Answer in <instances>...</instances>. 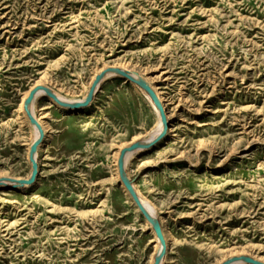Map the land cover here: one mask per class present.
Returning <instances> with one entry per match:
<instances>
[{
    "label": "rangeland",
    "instance_id": "1",
    "mask_svg": "<svg viewBox=\"0 0 264 264\" xmlns=\"http://www.w3.org/2000/svg\"><path fill=\"white\" fill-rule=\"evenodd\" d=\"M111 67L145 78L166 111L162 140L125 165L161 223V264L264 262V0H0V264H153L160 253L117 159L156 137L158 114L121 75L78 109L38 96L37 176L8 179L33 171L22 95L37 84L84 100Z\"/></svg>",
    "mask_w": 264,
    "mask_h": 264
},
{
    "label": "water",
    "instance_id": "2",
    "mask_svg": "<svg viewBox=\"0 0 264 264\" xmlns=\"http://www.w3.org/2000/svg\"><path fill=\"white\" fill-rule=\"evenodd\" d=\"M116 71L117 73H119L121 76L125 77L126 79H128L130 82L138 84L140 87H142L143 89H145L149 96L152 98V100L154 101L155 105L158 107L159 111H160V115L162 117V121L165 125L164 130L152 141H150L149 143L146 142H134L132 143L130 146H127L125 148H123L121 150V154L118 160V167H119V171H120V177L122 179V182L124 183V185L126 186V188L128 189V191L130 192V194L132 195L136 205L138 206V208L140 209V211L144 214V216L151 222L153 229L158 237V239L160 240V243L162 245V250L160 251V253L158 254V256L156 257L155 261L153 264H161L162 259L167 251V243H166V239L164 237V233L162 230V226L160 221L155 218L154 216H151L148 211L146 210L145 206L143 205L140 197L138 196L136 190L134 189V186L132 184V182L130 181V179L127 177L125 170H124V157L126 155V153L128 151H132L136 148L139 147H143V148H147L150 145L156 143L157 141H159L162 137L165 136L167 130H168V119H167V115H166V111L164 109V106L162 104V102L160 101L158 95L156 94L155 90L152 88V86L150 84H148L145 80L143 79H138L136 78L133 74H131L129 71H126L124 69L121 68H116V67H111V68H107L105 70H103L99 75L96 76V79L89 91V94L87 96V98L84 101H79L73 104H67L63 101H61L60 99L57 98V96L46 86L43 85H39L37 87H35L34 89H32V91L30 92V95L28 96L27 100H26V105H25V111L28 115V117L30 118L31 123L35 124L36 126H38L39 130H40V134L41 137L39 138L38 141H36L32 147H31V163L33 166V171L32 174L30 176L29 179H22V180H16L13 178H8L9 180L18 183L19 185H23L25 183L27 184H31L35 181V178L37 176L38 173V164L36 161V158L34 157V153L37 150L38 145L40 144L43 136H44V131L40 125V123L37 121V119L32 115V112L30 110V104L32 103L34 96L36 94V92L39 89H44L46 91V93H48V95H50L51 97H53L58 103H60L62 106L64 107H71V108H81L84 106H87L93 99L94 96V90L96 85L104 78V76L106 75V73L108 71ZM4 181L3 178H0V184ZM238 259H244V261H246L247 263H252V264H264L263 261L254 259L252 257L249 256H235L232 257L228 260H226L224 263L222 264H230L231 262L238 260Z\"/></svg>",
    "mask_w": 264,
    "mask_h": 264
},
{
    "label": "bare ground",
    "instance_id": "3",
    "mask_svg": "<svg viewBox=\"0 0 264 264\" xmlns=\"http://www.w3.org/2000/svg\"><path fill=\"white\" fill-rule=\"evenodd\" d=\"M101 73V72H100ZM112 74V75H120L119 73H117L116 71H108L107 73H106V75H108V74ZM99 75V74H98ZM105 75V76H106ZM134 75V74H133ZM97 76V75H96ZM96 76H95V78L93 79V83H94V81H95V79H96ZM105 76H104V78H105ZM136 78H138V79H143V80H145L146 82H147V80L145 79V78H143L142 76H138V75H134ZM103 78V79H104ZM102 79V80H103ZM101 80V81H102ZM101 81L96 85V87H95V90H94V93L97 91V89H98V87H99V84L101 83ZM148 83V82H147ZM148 84H150V83H148ZM93 85V84H92ZM44 86V85H43ZM34 87H37V84L34 86ZM47 87V86H46ZM92 87V86H91ZM91 87H90V89H91ZM49 88V87H48ZM152 88L155 90L156 88L154 87V86H152ZM50 89V88H49ZM51 90V89H50ZM52 91V90H51ZM90 91V90H89ZM156 91V90H155ZM30 92L31 91H28V92H25L23 95H22V99H21V102H20V104H19V108L20 109H25V105H26V100H27V98H28V96L30 95ZM46 91L44 90V89H39L37 92H36V94H35V96H34V99H33V101H32V103L30 104V110H31V112H32V115L37 119V121L40 123V125H41V127H42V129H43V131H44V135H45V128H44V126L42 125V123L40 122V120L38 119V117L36 116V114H35V112H34V109H33V103H34V100L38 97V96H40V95H42V94H44ZM56 96H57V98L58 99H60L61 101H63V102H65V103H67V104H73V103H76V102H79V101H84L86 98H87V96H88V94H89V92H88V94L87 95H85V97H84V100L83 99H81V100H72V99H70V98H67V97H65L64 95H62V94H60L59 92H56V91H52ZM48 94V93H47ZM147 94V93H146ZM156 94L158 95V97H159V99H160V101H161V96H160V94H159V92L158 91H156ZM147 96L151 99V102H152V104L154 105V109H155V111H156V113L158 114V128H157V131H158V133H157V135H156V137L164 130V128H165V125H164V123H163V121H162V117H161V115H160V111H159V109H158V107L155 105V103H154V101L152 100V98L149 96V94H147ZM50 98L57 104V105H59V106H62L60 103H58L53 97H51L50 96ZM63 107V106H62ZM68 108H71V107H68ZM75 109V108H74ZM72 110V109H71ZM77 111V110H76ZM28 117V116H27ZM29 118V117H28ZM30 119V118H29ZM34 127H36V129H37V132L34 134V139H33V143H32V145L36 142V141H38L39 140V138L41 137V134H40V130H39V128H38V126H36L35 124H34ZM156 137H154V139L156 138ZM152 139V138H151ZM162 140V139H161ZM152 141V140H151ZM150 142V141H149ZM149 142H147V143H149ZM32 145H30V147H29V159H30V157H31V147H32ZM123 148H125V147H123ZM122 148V149H123ZM121 149V150H122ZM146 148H143V147H139V148H136V149H134V150H132V151H128L127 153H126V155H125V157H124V170H125V165L128 163V161L130 160V159H132V158H134L135 157V155L138 153V152H141V151H144ZM121 150L119 151V153H118V160H119V157H120V154H121ZM35 154H36V152L34 153V157L36 158V156H35ZM31 161V160H30ZM119 168V167H118ZM119 175H120V171H119ZM13 179H16V180H22L21 178H13ZM28 184L27 183H25V184H23L22 185V187L23 186H27ZM141 199V198H140ZM141 201H142V203H143V205L145 206V208H146V210L148 211V213L151 215V216H154L153 214H152V211H153V209H152V207H150L149 206V204H148V202L147 201H145L144 199H141ZM138 207V206H137ZM147 219V218H146ZM147 221H148V223H150L151 224V222L147 219ZM154 233H155V231H154ZM155 235H156V233H155ZM156 237H157V235H156ZM158 238V237H157ZM159 240V239H158ZM160 241V240H159ZM162 250V245H161V248H160V251ZM246 261H244V259H238V260H235V261H233V262H231L230 264H242V263H245Z\"/></svg>",
    "mask_w": 264,
    "mask_h": 264
}]
</instances>
